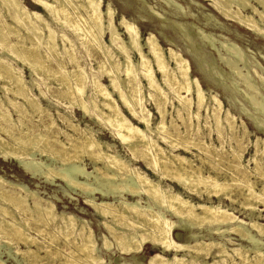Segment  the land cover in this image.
<instances>
[{
    "label": "bare ground",
    "instance_id": "obj_1",
    "mask_svg": "<svg viewBox=\"0 0 264 264\" xmlns=\"http://www.w3.org/2000/svg\"><path fill=\"white\" fill-rule=\"evenodd\" d=\"M52 1L32 0L60 28L73 32L74 37L66 32L58 36L51 23L42 14L30 10L24 0H0V12L12 20L6 25L7 31H13L11 37H6L5 28L0 24V47L3 48L0 53V91L4 93L3 97L0 96V159L16 162L33 179L52 185L61 182L68 197L74 198L73 194L83 198L84 206L102 220V227L114 239L119 256L135 257L143 252L144 246L150 245L160 253L152 256L149 264H210L205 262L209 256L214 259L211 264H264V210L259 208L264 206V140L257 138L254 142L255 154L248 161L254 166L250 168L242 161L246 147L239 143L235 117L229 112L222 114L223 103L217 95L206 94L202 83L193 77L190 63L184 55L173 49H168L169 55L165 54L153 34L144 43L139 28L122 17L120 25L127 36L125 41L114 24V10L109 4L105 11L102 0ZM211 1L213 8L222 15L264 37V0ZM106 17L108 21H105ZM213 17L211 14V19ZM165 19L162 17L168 21ZM182 27L179 28L183 32ZM108 37L109 43H106L104 39ZM77 41L89 56L94 52L102 54L103 60L98 68L91 69L99 76L90 75L82 65L83 56L78 53ZM233 48L239 58L238 47ZM6 56L28 69L30 81L22 69L5 59ZM133 56L139 60L134 61ZM244 59L241 60L245 62ZM213 60L216 61L215 58ZM225 60L234 76L244 78L245 84L251 81H247L236 60ZM171 63L175 66L172 67ZM108 64L112 67H107ZM68 65H73V68L68 69ZM156 72L160 73L165 87L159 82ZM103 76L109 85L102 82ZM34 77L41 79L48 90V81L54 79L55 99H63L71 110L78 109L84 116L94 117L98 123L110 126L112 135L129 150L131 158H125L111 143L98 140L91 130L89 135L79 133L78 125H73L71 117L59 116L75 134L58 129L49 108L32 93L38 87L41 96L44 95ZM142 80L146 84L143 85ZM147 100L154 101L160 116L155 126L145 106ZM169 105L176 110V116L171 115ZM9 107L13 108L17 119L8 111ZM258 108L264 114L262 108ZM203 111L206 112L204 125L201 124ZM126 113L144 127L135 125ZM168 115L171 116L170 122ZM27 116L34 119L36 116L38 121L34 122L33 118L27 120ZM210 119L213 124L209 125V136L215 132L220 142L226 138L234 140L239 149L234 148L227 153L204 140L203 128L208 127ZM178 120L183 123L184 131L176 123ZM263 122H259L262 132ZM242 128L247 131L245 125ZM62 135L66 142L61 139ZM193 148L199 154H194ZM181 150L194 155L201 165L193 157L179 153ZM86 159L92 162L93 171L87 169ZM225 159L227 172L220 176L219 166ZM137 162H142L153 176L134 165ZM206 163L211 165L214 174L206 173ZM253 178L260 181L261 189H257ZM235 190L242 193L243 201L235 198ZM75 200L80 204V199L75 197ZM237 204L247 213L239 211V214L248 217L249 222L236 214L238 209L234 205ZM81 210L85 211V208ZM48 228H52V232H47ZM177 229L185 233L182 241H178L179 236L178 240L174 236ZM32 231L37 236L32 235ZM56 232L62 235V243ZM38 236L48 237L49 244L38 241ZM0 240L11 247L9 251L22 256L25 264H55L54 260L59 256L63 258H59V261L64 260L63 264H130L126 259L116 258L118 255L114 253L109 254V259L116 258L113 263L104 260L87 219L60 212L52 200L38 191L1 175ZM102 241L103 248L111 251L113 245L108 237L102 236ZM14 242L24 245L26 251L15 249ZM181 253L188 257H181ZM167 254L174 257L167 258ZM2 255L0 264H7ZM133 260L141 264L140 259Z\"/></svg>",
    "mask_w": 264,
    "mask_h": 264
},
{
    "label": "rangeland",
    "instance_id": "obj_2",
    "mask_svg": "<svg viewBox=\"0 0 264 264\" xmlns=\"http://www.w3.org/2000/svg\"><path fill=\"white\" fill-rule=\"evenodd\" d=\"M50 1H51V3H53L52 0H50ZM24 2L30 10H33V11H36V12L42 14L44 19L47 20L49 23H51L50 24L51 27L57 32L58 36L63 34L64 32H66L68 34V36L74 37L73 32L69 31V29L60 28L51 19L49 14L44 12L43 9L38 8L32 2V0H24ZM109 4L111 5L112 9L115 12L114 19H113L114 24L120 30L122 38L125 41H127V36L124 35V29L120 25V21H121L122 17H125L126 20L134 23L139 28L141 36H142L141 41H143L144 43H145L146 39L149 37V35L153 34L158 39V42L160 43V45L163 47L165 54L169 55L168 49H173V50L181 53L182 55H184V57L190 63L191 72H192L193 77L197 78L200 81V83H202V86H203L206 94L208 95V94L212 93V95L213 94L217 95L218 98L223 103L224 110H223L222 114L229 112L230 114H232L235 117L236 128H238V129H236V131H237L236 133L240 137L239 139L241 140V142H239V143L241 145H243L244 148L246 147L242 161L245 164H248L250 168L253 167L254 164H252V162L249 163L248 161L255 154L254 142L256 141L257 138H261L264 140V132H262L260 130L261 124L264 121V114H261V111H260L261 109L258 108V106H260L263 110V113H264V103H263L264 102V81H262V79L264 78V37H261L260 35L254 33L253 31L246 29L244 26L237 23L234 19L228 18V17H225L224 15H222L220 12H218L217 10H215L213 8L211 0H167V1L166 0H162V1L161 0H102V6H104L105 11H106L107 5H109ZM182 10H183V12H182ZM157 13L159 15H156ZM211 14H212V17L214 16L213 17L214 20L211 19ZM160 15L162 17L166 18L165 20H168V21L162 20V17ZM208 15L210 16V18H208L209 17ZM8 18H9L8 15L2 14L0 12V24L3 25L5 28L4 34L6 37H11V33H13V31H12V29H11V31H10V29H8V31H7L6 25H7V23H12V20H11V18L10 19H8ZM108 20L109 19L106 17L105 21H108ZM171 21H173V23ZM175 22H177V23H175ZM162 24H163V26H162ZM170 25L172 28L170 27ZM180 26H183L182 29H184L185 31L182 32L181 28H179ZM195 33L198 35H196ZM212 36H213V38H212ZM105 37H106V35H105ZM200 37H202V38H200ZM199 38L201 40H199ZM14 39H15V37H13V40ZM104 41L106 43L107 42L109 43V37L105 38ZM169 41H171V42H169ZM208 41L210 43H208ZM203 42H204V44H203ZM59 43L61 44V42H59ZM76 43H77L76 47L78 49L79 55L83 56V58L81 59L82 65L87 69V72L90 75L96 74L97 76H99V74L96 71L94 72L91 69L98 68L100 61L103 60L102 54L100 52H94L92 54V56H89L88 54H86V51L81 48L80 42L77 41ZM169 43L170 44L172 43V44L169 45ZM223 43H224V45H223ZM197 45H199V46L197 47ZM186 46H187V48H186ZM225 46L228 48H226ZM235 46L238 47V49L240 51L239 52L240 53L239 54L240 59L238 57H236V55L234 54L236 50H233L234 49L233 47H235ZM192 48L194 50L191 51ZM199 48H200V50L198 51ZM229 49H232V51H230ZM2 50H3V48L0 47V53L2 52ZM187 50L190 52H188ZM219 52H220L221 56H219L220 55ZM228 52L231 54H229ZM251 53L254 55L252 56ZM232 55L234 56V60H233ZM242 57L245 58L244 61L245 60L248 61V64L246 61L245 62L242 61L243 60ZM261 57H263V58H261ZM200 58H201V61H200ZM214 58L216 61L213 60ZM228 58L232 61H235V60L237 61V62L235 61L236 65H237V67L239 66L238 67L239 69L242 68L241 72L243 71L242 74L246 77L247 81L251 80L250 82H248V84H245L243 82L245 80L244 78L242 79L237 75L234 76L235 74L233 73V71L232 70H231L232 72L230 71V69H229L230 67L226 64V60H225ZM246 58H248V59H246ZM5 59L8 62L14 63L11 61V59L8 56H6ZM133 60L137 62L139 60V57L133 56ZM205 61H206V63H204ZM206 64H208V65H206ZM249 64H250V66H249ZM209 65L212 66V68ZM213 65H214V67H213ZM14 66L22 69L24 76L26 77V79L28 81H30L31 76H30V72L28 71L27 68H23L22 64H20V63H16V64L14 63ZM109 66L112 67L111 64L107 65V67H109ZM171 66L174 67L175 65L171 63ZM216 67H217V69H216L217 71L215 69H213ZM72 68H73V65H68V69H72ZM210 69H213L215 74H213V70H210ZM221 69H222V71H221ZM224 70H225V72H224ZM210 71H212V72H210ZM254 71H257V72H254ZM223 72H224V74H223ZM219 73L221 74L220 76L222 78L224 77V80H222V78L219 75H217ZM228 73H230V74H228ZM225 74H226V76H228V79L225 76ZM255 74H257V75H255ZM247 75H249V77ZM259 75L261 76L260 78H259ZM156 76H157L159 82L165 87V85L163 84L162 77H161L159 72H156ZM237 77L240 79H238ZM34 78H36V77H34ZM122 78H123V76H122ZM217 79L220 83L217 81ZM101 80L106 85L110 84L108 79H106L104 76L101 77ZM234 80L236 82H238L239 85ZM37 81L40 83V85L42 87L41 89L44 92V95L41 96L40 90L38 89V87H35L33 89L32 93L39 98V100L41 101L43 106L49 108L50 114L56 120V124H58L57 125L58 129L61 128L62 131H65L71 135L75 134L73 132V130L71 128H69L66 124H64L61 121V119L59 118L60 115H65V116L71 117L70 119H71L73 125H75V126L78 125L76 127H79V128H77L79 130L78 131L79 133L81 132L82 134L84 133V134L89 135V134H92L91 133V131H92L94 133L93 135L98 140H100L101 142L111 143L112 145H114L117 148V150L119 151V153L121 155H123L127 159L131 158V153L129 152V150L124 148V146L121 145L120 141L118 139L114 138V136L112 135V133H111L112 131L110 130L111 129L110 126H108L104 122L98 123L94 117L91 118L90 116H84V114L78 109H76V110L72 109L71 110L70 108H68L69 107L68 104L63 99H61V100L58 98L55 99L56 81L54 79L53 80L51 79V81H48L49 83H47V86L49 84L50 90L47 89L46 85H44V82L41 79H37ZM255 81H256V83H255ZM141 83L143 85L146 84V82L143 80L141 81ZM250 83L253 85H251ZM217 85H219V86H217ZM249 86H250V88H249ZM253 86L255 89H253ZM226 87H228L229 89ZM236 88H238L239 92H237L238 90ZM256 89H257V91H256ZM258 90H261V91H258ZM144 92H145V95L148 96V94H149L148 91L145 90ZM245 92H246V94H245ZM237 93H239V94H237ZM0 96H2V97L4 96V93L2 91H0ZM114 96L117 98V95H114ZM9 97L12 98V95L9 94ZM233 97L234 98L237 97V98L234 99ZM253 98H255V99H253ZM247 101H249V102H247ZM20 102H22V100H20ZM145 106H146L147 110L150 112L152 123L155 126V124L158 123V121L160 120V116L157 113V109L155 107L154 101L153 100H147L145 102ZM242 106L245 109L242 108ZM255 106H257V108ZM252 107H253V109H252ZM246 109L247 110L249 109L248 110L249 112ZM258 109H259L260 113L257 111ZM168 110L170 111L171 115L176 116V114H177L176 110H174L171 105H169ZM3 111L7 112V110H3ZM8 111H10L13 114V117L15 119L18 118V116L14 113L12 107H9ZM244 111H246L248 114H246V112H244ZM92 113L94 116V110H92ZM126 114L129 118H131L128 113H126ZM202 115H203V118L201 119V124L204 125L206 123V120L204 119V117H206V112L203 111ZM247 115H248V117H247ZM30 118L34 119V117L27 116V120H29ZM257 118H258V120H257L258 124L255 121V119H257ZM250 119H254V120L251 121ZM131 120L135 125H137L141 128L144 127L143 124H139L133 118H131ZM170 120H171V116L168 115V121L170 122ZM33 121L34 122L38 121V118H36V116H35V119ZM259 122L261 124H259ZM176 123L179 126H181V129L184 131L185 128L183 126V123L179 120ZM208 123H209L208 124V127H209V125L213 124V120L210 119ZM240 124L242 125V127H243V125H245L247 127L246 132L244 131V128H242ZM105 126L107 128H105ZM208 127L203 128V130H204L203 133L206 134V136L204 137L205 141H207L208 143L212 142L214 146H217L218 148H222V150L224 152H227V153H230L234 148L239 149V146L237 145L236 141H234V140H230L229 138H226L224 141L220 142V140L218 139L215 132L211 136H209L211 128L210 127L208 128ZM262 127H264V125H262ZM248 132H249L250 136L248 135ZM61 139L65 140V142L67 141V139L63 135L61 136ZM229 141H231V142H229ZM161 145H163L165 148L167 147L163 143H161ZM179 153H182V155L189 156L190 158L193 157V159L196 160V163L198 165H201L200 160L196 159L194 157V155H192L190 153L187 154L183 150L179 151ZM193 153L199 154V152L194 148H193ZM36 158L41 159L43 161L47 160L46 157L41 158L40 156H36ZM85 161H86L85 164L87 165V169L89 171H93L94 168H93L92 162L88 159H86ZM209 162L212 164L213 161L210 160ZM225 162H226V159L224 160V163ZM224 163L222 161V164L220 163L221 166H219V168H221L220 169L221 170L220 176L221 175L225 176V174L227 172V168H226L227 166H226V163L224 166ZM134 165H137L138 167H140L142 169V171L153 176L152 173L146 169V167L144 166V164L142 162L134 163ZM206 165H208V166H206ZM206 165L204 164V167L206 168V173H208L209 171L211 172V170H212L211 165L207 164V163H206ZM209 165H210V167H209ZM99 166L103 167L102 164H100ZM209 168H210V170H209ZM211 173L214 174V172H211ZM0 175L4 178L8 179V180L15 181V182L17 181V182L26 184L31 189L38 191L39 194L42 195L43 197L52 200L57 205V208L60 212L65 211L68 213H72L78 217H82V218L87 219L90 222V225L92 226V229L94 230L95 235L97 237L100 255H102L104 260L108 261V263H113L116 258H119V259H126L128 261V263H130V264H136V262L133 260V258L134 259L137 258V259H140L139 261L141 264H149L150 258L152 256H155L156 254L160 253L159 249H156L150 245H147V246H144L143 252L141 254L135 256V257L123 256V255L119 256L118 250L116 248L117 246L115 244L114 239L111 238V235H109V233L101 225L102 220L100 218H98L92 210H90L88 207L84 206L83 198L77 197L73 194H72V196L74 198L66 196V194H65L66 190L64 189L65 187L61 182H57L56 185H52L51 183L45 182L44 180L33 179V178H31L30 175L25 173L19 167V165L16 162L4 161L2 159H0ZM252 180L257 182L256 183L257 189L262 188V186H261L262 184L260 183V181L258 179L253 178ZM237 191L238 190H235L236 193L234 192L235 198H237V199L239 198L241 201H243L242 193L240 191H238V192ZM75 197L80 199V201H81L80 204L75 200ZM193 197L197 201L199 200L196 196H193ZM224 202L226 204L230 205L229 201L224 200ZM234 207L238 209V212H236V214H238L240 217H242V219H244L246 222H249L248 217L246 218L245 215L239 214L241 212H244L245 214H247V213L238 204L234 205ZM82 208H85V211H82L81 210ZM259 208L261 210H264V206L260 205ZM239 211H241V212H239ZM262 222H264V220ZM48 229H47V232H52V228H50L49 230ZM32 235L37 236L36 233H34L33 231H32ZM102 236L108 237L109 241L112 243L113 246L111 247V251H106V249L103 248ZM174 236L176 239L178 238V236L180 237L179 240L177 239L178 241H182L183 239H185V233L179 229L175 230ZM56 237H58V240L60 243H62V240H64L62 235L60 236V234H58V232H56ZM37 238H38V241L45 243V244H49L48 237H46L47 240L42 236H38ZM0 244H1V248H2L0 251V253H1L0 256L4 252L3 253L4 256L2 255L3 256L2 258L4 261H6L7 264H25L22 260V256H20V255L17 256L16 254H14L13 251H9L11 249V247H8V246H5L4 244H2L1 240H0ZM17 246H19V247H17ZM14 247H15V249H20L22 251H26V247L22 244H16L15 243ZM228 247L233 248V246H231L230 244H228ZM9 253H10V255H9ZM105 253H107V254H105ZM112 253H114L118 256L115 258L114 254H113L112 258L114 257V259H109V254H112ZM183 255L188 257V255L185 253L180 254L181 257ZM173 257H174L173 254H167V258L172 259ZM59 258L63 259L62 257L59 256L58 258H56L54 260L55 264H63L64 263V260L59 261L60 260ZM212 258H213L212 256L211 257L209 256L205 260V262H208L210 264L213 263L214 259H212ZM38 264H45V263L41 262Z\"/></svg>",
    "mask_w": 264,
    "mask_h": 264
}]
</instances>
